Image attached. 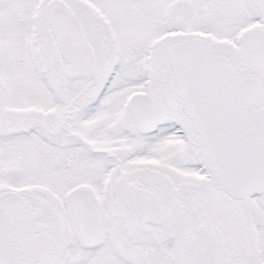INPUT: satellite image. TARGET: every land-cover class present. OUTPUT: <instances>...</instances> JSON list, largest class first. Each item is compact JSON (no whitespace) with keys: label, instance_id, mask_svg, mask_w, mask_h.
Masks as SVG:
<instances>
[{"label":"snow or ice","instance_id":"snow-or-ice-1","mask_svg":"<svg viewBox=\"0 0 264 264\" xmlns=\"http://www.w3.org/2000/svg\"><path fill=\"white\" fill-rule=\"evenodd\" d=\"M0 264H264V0H0Z\"/></svg>","mask_w":264,"mask_h":264}]
</instances>
